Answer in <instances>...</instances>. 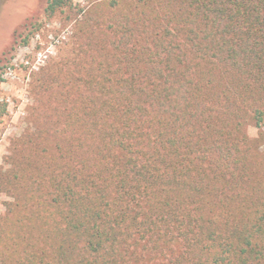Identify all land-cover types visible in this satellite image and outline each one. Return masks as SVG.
Masks as SVG:
<instances>
[{"label": "trees", "instance_id": "trees-1", "mask_svg": "<svg viewBox=\"0 0 264 264\" xmlns=\"http://www.w3.org/2000/svg\"><path fill=\"white\" fill-rule=\"evenodd\" d=\"M103 3L0 175V264H264V0Z\"/></svg>", "mask_w": 264, "mask_h": 264}, {"label": "rangeland", "instance_id": "rangeland-1", "mask_svg": "<svg viewBox=\"0 0 264 264\" xmlns=\"http://www.w3.org/2000/svg\"><path fill=\"white\" fill-rule=\"evenodd\" d=\"M48 1L0 0V175L14 151L46 127L43 115L62 108L56 101L60 82L77 75L76 65L91 52L84 30L106 18V0H69L71 7L51 14ZM55 77L60 81H52ZM67 88L72 89L70 83ZM246 132L255 139L264 124L249 125ZM259 151L264 154V142ZM9 200L0 191V211Z\"/></svg>", "mask_w": 264, "mask_h": 264}]
</instances>
